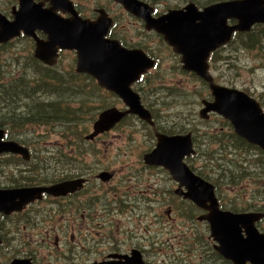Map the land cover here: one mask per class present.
<instances>
[{
	"label": "rangeland",
	"instance_id": "obj_1",
	"mask_svg": "<svg viewBox=\"0 0 264 264\" xmlns=\"http://www.w3.org/2000/svg\"><path fill=\"white\" fill-rule=\"evenodd\" d=\"M74 1L87 16L95 14L96 7H112L113 0ZM144 1L156 6L160 11L158 15H161L189 2L204 7L211 0ZM17 2L18 0H0V10L12 18L11 7ZM116 7L123 9L121 5ZM259 25L250 32H241L229 47L218 49L216 58L211 62V75L222 85L246 91L264 108V25ZM119 27L117 35L112 37H122L129 46L144 48L160 59L158 68L153 70L148 79L134 87L157 122L168 126V130L172 131L189 129L195 118L196 127H199L200 102L208 90V83L194 72L183 70L181 56L167 44L161 34L146 30L141 18L128 13L126 21L123 22L120 18ZM34 49V40L27 36L18 37L0 47V90L20 95L17 101L16 97H3L0 92V128H10L9 137L25 143L30 152H33L37 175L42 176V180L62 178L64 167L71 165L72 160H77L78 153L74 145L79 137L84 139L92 131L93 122L99 113L108 107L124 108L125 104L116 94L102 90L91 76L76 72V52L65 50L59 63L51 67L34 57ZM58 81L75 87L77 92L63 94V103L58 110L50 112L49 119H32V123L25 121V124L13 121V117L18 115L31 116L38 107L32 102L43 99L40 93L42 87L59 84ZM70 104L74 109L73 113L68 111ZM174 105L176 108L171 110ZM124 133L125 137L122 136ZM107 137L108 140L104 142H116L113 144L114 149L110 150L105 145L101 147L103 141H99V148H92L88 156L80 158L83 166H87L89 162L93 165L99 163L98 167L101 169L118 171L116 180L111 184V188L114 186L115 190L111 193L108 191V197L106 200L104 198L106 206L101 211V217L104 218L100 221L108 225L112 221L111 225L114 227L111 234L117 240L140 245L149 252H152L150 248L153 246L174 247V251L181 247L187 252L181 264H198L195 252L189 253L192 249L190 243L193 242L189 230L191 222L183 218L169 221L165 213L161 221L154 218L160 205L166 202L163 191L169 184V173L157 167H149L143 161V155L154 148L157 142L148 123L136 115H130ZM230 159L234 160L235 165L246 166L241 159L229 157L221 161L226 165V174L233 170ZM258 162L259 165L263 163L260 160ZM187 163L190 164L191 161ZM13 167L14 163L8 166L10 170ZM202 168L214 175L221 174L215 162ZM50 169L55 171L46 175ZM24 174L31 176L29 172ZM133 183L137 184L135 188L132 187ZM112 193L116 194V200L107 201L113 198ZM247 198L248 195L244 199L245 206L250 203ZM101 235L100 232L96 236L98 240ZM165 252L172 251L166 249ZM156 256L157 252L150 253L149 259L152 261Z\"/></svg>",
	"mask_w": 264,
	"mask_h": 264
},
{
	"label": "flooded vegetation",
	"instance_id": "obj_2",
	"mask_svg": "<svg viewBox=\"0 0 264 264\" xmlns=\"http://www.w3.org/2000/svg\"><path fill=\"white\" fill-rule=\"evenodd\" d=\"M74 3L80 15L84 18L96 19L99 16L97 10L104 9L113 22L107 36L118 40L122 46L128 49L141 48L129 46L127 40L122 37H112L117 35L120 28V18L123 22L126 21V16L129 13L121 4L113 0L111 1L112 7H96L94 9L95 14L85 16L78 8L79 4L75 1ZM17 4L18 2L12 5L11 10ZM116 5H121L123 9L116 7ZM63 15L68 16V14ZM155 15H158L157 12H155ZM42 38H46V36ZM141 49L146 51L150 57L155 58L158 64L156 68L142 75L132 85L133 89L139 83L146 81L160 63V59H157L159 57L150 54L144 48ZM65 50L59 51L58 63ZM182 69L186 70L183 68V64ZM58 88L63 91V94L77 92L75 87L61 84H57V87L53 89ZM100 88L106 92L108 91L102 87ZM204 99L213 100L209 86L205 96L201 99V108ZM126 108L124 105V108L119 109L126 110ZM130 115L133 114L126 115L114 127L97 135L94 139L87 138L90 132L84 136V139L79 137L74 145L78 153L77 160H72L71 165L64 167L62 178L54 177L42 180V176L37 175V168L34 164L36 161L33 158L32 151L28 158H24L17 153L0 154V191L49 187L70 181L76 183L75 189L66 193L43 192L40 198H35L18 209L13 208L12 204L5 209L2 208L6 201L10 200V203H12L13 198L12 195L8 197L3 195L6 192H2V195L0 192V264H14L15 262L19 264L22 262L25 264H181V260L187 254L184 248L179 247L177 251H174V247L153 246L150 248L152 252H149L140 245L117 240L111 234L112 227H114L111 225L112 221H109L111 222L110 225L100 221L104 218V216L101 217V211L106 206L104 198L106 200L108 194L115 190L114 186L111 188V184L116 180L118 171L111 170V168L101 169L98 167L99 163L93 165L89 162L87 166H83L80 158L88 156L92 148H99L97 146L99 141H103L101 147L105 145L110 150L114 149L113 144L116 143L115 141L104 142L108 140L107 134L113 132ZM152 116L154 124L141 120L148 123L156 140L157 133L169 135L191 133L194 152L185 158V162L191 161L190 164H187L192 172L210 182L213 189V198L210 191V197L200 191L198 202L185 197L188 188L185 185L181 186L180 182L174 180L165 167L149 165L145 162L144 155L151 152L152 148L143 155L144 163L149 167H157L161 171L169 173V184L163 191L166 202L160 205L159 210L154 214V218L161 221L165 213L169 221L183 218L191 222L189 230L193 242L190 243L192 249L189 253L195 252V261L198 264H264V215H259V219L254 223L258 229V233L254 232V236H262L263 239L262 242L261 238L257 240L262 245L263 255L255 257L252 255L253 252L248 251V249V252H246L249 253L247 259H244L243 255L241 257L234 253L228 256V253H225V255L219 250L220 247L225 252V245L222 243L224 239L229 240H227V243L238 245L237 248L244 249V244H254L256 241L253 239L246 241L248 232L245 227L241 225V229L236 230L237 233L234 231L236 234L230 235L231 231L219 230L222 224L217 221L219 215L224 213L239 215L264 214V150L240 136L230 120L214 111L210 112L207 119L202 118L199 113L201 118L198 120L200 121L199 127H196L197 120L193 118L189 129L179 128L172 131L168 130V126L158 123L153 112ZM122 136L125 137L126 134L124 133ZM4 139L11 140L13 138L7 135ZM227 156L232 159H241L246 166L235 165L234 160L230 159L233 170L231 173L226 174L224 172L226 165L221 161L229 159ZM192 157L195 158L192 159ZM256 158L263 163L259 165ZM210 162H215L220 168V176L202 168L210 166ZM13 163L14 167L10 170L8 166ZM53 171L55 170L50 169L45 174L47 175ZM27 172L31 176L24 174ZM102 173H108L109 176L106 178V176L101 175ZM81 179H83V182H80ZM136 186L137 184L133 183L132 187L135 188ZM132 190L134 191V189ZM247 195V200L250 203L245 206L244 199ZM112 196L113 198L107 201H115L116 194L112 193ZM213 226L217 231L213 230ZM100 232L102 235L98 240L96 236L100 235ZM233 236H236L237 240H232ZM166 249L172 252H165ZM154 252H157V256L151 261L149 255ZM134 255L138 257L139 262L133 263Z\"/></svg>",
	"mask_w": 264,
	"mask_h": 264
},
{
	"label": "water",
	"instance_id": "obj_3",
	"mask_svg": "<svg viewBox=\"0 0 264 264\" xmlns=\"http://www.w3.org/2000/svg\"><path fill=\"white\" fill-rule=\"evenodd\" d=\"M18 1V5L12 8V19L0 10V45L23 33L35 41V57L49 66L57 63L60 50L76 51V71L91 75L102 88L119 96L127 107L126 110L111 107L102 111L94 121L93 131L87 135L88 139H94L110 130L128 114L137 115L140 119L154 124L151 111L143 104L140 94L132 85L154 67L155 60L141 48L128 49L118 40L107 37L113 22L104 9H98L99 16L93 20L82 17L73 0ZM115 1L143 19L147 30L160 33L173 50L181 55L184 69L195 72L208 82L213 100H203L200 116L207 119L210 112L219 113L232 122L240 136L264 150L262 105L239 88L217 83L209 71V58L213 52L231 42L236 33L249 32L253 26L264 24V0H225L203 8L190 2L181 8L169 9L159 16L153 15V6L144 0ZM232 20L236 22L230 23ZM40 32L46 38H42ZM5 135L6 130L0 128V154L17 153L24 158L29 157L30 152L26 146L15 140H5ZM193 152L191 133H157L156 146L144 155V160L149 165L165 167L174 180L188 188L185 197L198 202L200 191L207 197H210V191L213 198V189L210 182L193 173L185 162V158ZM101 175L106 178L109 176L108 173ZM75 185V181H70L49 187L0 191L1 195L6 192L3 195H12L13 198L12 203L8 200L2 208L12 204L13 208L18 209L29 201L40 198L43 192L66 193L75 189ZM259 215L264 214L219 215L217 221L222 224L220 231L228 230L233 235L242 225L248 232L246 241H256V245L244 244L243 249L227 243L228 239H224L222 243L225 245V252L220 247L219 250L223 254L228 253V256L233 253L244 256V259L249 254L246 252L251 250L252 255L261 257L263 248L257 240L261 238L262 242L263 239L262 236H254V232L258 233L254 223ZM213 230L217 231L214 226ZM232 240H237L236 236ZM135 262H139V259L134 255L133 263Z\"/></svg>",
	"mask_w": 264,
	"mask_h": 264
},
{
	"label": "trees",
	"instance_id": "obj_4",
	"mask_svg": "<svg viewBox=\"0 0 264 264\" xmlns=\"http://www.w3.org/2000/svg\"><path fill=\"white\" fill-rule=\"evenodd\" d=\"M218 1H222V0H211L210 4L214 3V2H218ZM256 26H260V25H256ZM256 26L254 28H256ZM239 34H241V33H237L234 36V38L232 39V41L224 48H227L230 45H232V43L235 42V40L237 39ZM217 53H218V50L213 53L211 61H213V58H216ZM52 77L55 79L54 76H52ZM58 82L61 85H67V84H62L60 81H58ZM48 86H50V87H48ZM54 87H57L56 83H54L52 85L48 84L47 86L42 87L40 93L43 96V99L41 101L32 102V103H34V105H38V107L34 111V113L31 116H28V117H23L22 115L15 116V117H13V121L18 123V124H25V121H27L29 123H32L33 122L32 119H35V120H47V119H49L50 118L49 117L50 112H54V111L58 110V107H60L61 104L63 103V100L61 99L62 95H63V91L60 88L53 89ZM0 92L3 94V97H16L17 101H19V99H20V95L17 92L10 93V92H8L6 90L5 91L4 90L3 91L0 90ZM70 103H71V101H70ZM174 107H176V106L175 105L172 106L171 110L174 109ZM68 111L70 113H73V111H74V109H73L71 104H70V108H69ZM6 130H8L9 131L8 133L10 134V128H8ZM21 143H23V142H21ZM23 144H25V143H23ZM242 166H244V165H242Z\"/></svg>",
	"mask_w": 264,
	"mask_h": 264
},
{
	"label": "bare ground",
	"instance_id": "obj_5",
	"mask_svg": "<svg viewBox=\"0 0 264 264\" xmlns=\"http://www.w3.org/2000/svg\"><path fill=\"white\" fill-rule=\"evenodd\" d=\"M174 108H176V107H174Z\"/></svg>",
	"mask_w": 264,
	"mask_h": 264
}]
</instances>
